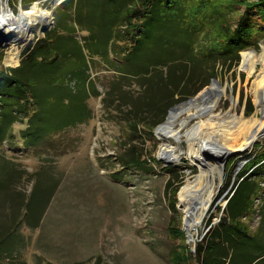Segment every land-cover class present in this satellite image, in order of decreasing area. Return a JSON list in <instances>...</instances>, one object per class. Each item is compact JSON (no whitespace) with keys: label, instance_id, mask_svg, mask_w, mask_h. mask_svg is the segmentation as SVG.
Instances as JSON below:
<instances>
[{"label":"rangeland","instance_id":"1","mask_svg":"<svg viewBox=\"0 0 264 264\" xmlns=\"http://www.w3.org/2000/svg\"><path fill=\"white\" fill-rule=\"evenodd\" d=\"M25 1L27 0H23V10H30L35 2L26 7L28 3ZM193 1L195 0L185 2L184 13L188 15V20L195 22L204 32L201 39L206 40L208 52L216 55L220 51L223 37H226L228 31L235 30L247 5L252 1L256 3L255 0H217L213 8L203 12ZM18 3L19 0L11 2L15 13L20 12ZM41 6L54 15V20L47 32L37 35L39 40L54 28L60 27L62 34L74 36L87 49L85 41L96 38L97 47L93 49V43L90 42L87 55L95 50H110V53L114 51L117 44L112 42V37L117 35L119 28L111 20L107 0H43ZM136 6L141 7V0H137ZM132 10L131 7L123 10L121 16L125 17ZM184 13L180 16H185ZM210 14L212 16L208 17ZM193 22L191 25H194ZM124 24L128 25L123 21L122 25ZM125 25L123 28L119 27L127 32L130 28ZM127 38L129 40L119 47V56L115 53L110 55V59L117 58L120 69L126 63L128 53L132 55L131 58L143 62H147L148 55L153 53L151 47L144 49L141 44L134 54V34L128 32ZM263 42L264 38L256 46L240 52L239 61L231 53L226 65H223L221 59L216 64L214 78L219 83L221 94L214 116L220 113L227 116L226 112L233 109L238 117L242 115L246 119L260 118L264 121V114L258 108L255 87L257 77L264 73L263 66L258 62ZM214 44L217 52L213 51ZM246 52L251 55L249 69L242 67L243 53ZM5 54L6 52H0V71L10 72L13 68H6L1 63ZM11 56L17 57L18 52L11 51ZM89 60L92 63V80L99 96L88 101L91 119L87 123L56 134L40 148L26 144L27 141L20 133L21 130H26L25 123H17L12 128V137L0 144V170L5 168L13 176L5 187L1 182L6 184L7 176L4 177L5 173L0 172V240L14 231L15 238L12 243H7L13 250V259L25 264H68L65 259H57L52 253H47L42 243L47 240V228L52 224L50 218L56 212L54 198L56 195L57 198H62L59 190L64 185L63 189L70 191L67 189L69 186L83 183L85 190L80 187L73 192L87 195L90 190L88 197L97 193L94 194L92 190L102 193L101 206L94 204V209L92 205L94 212L86 211L84 207L83 212L77 213L78 216L83 215L82 227L86 225L88 218L94 224V235L90 239L91 253L88 252L90 255L84 258V262H81L83 264H199L195 257L196 251L212 233V229H209L212 222L224 214L222 204L228 196L211 217L210 214L228 188L234 184V190L241 183L242 177L249 180L243 184L234 200L233 211L242 212L247 218L258 214L259 223L263 224L264 163L259 162L264 158V136L251 148L245 146L247 138L241 136L238 143L240 152L221 161H212L223 167V180L221 182L217 174L215 191L198 231H187L180 193L189 181L197 177L200 170L193 163V146L186 138L182 143L170 140L160 127L166 128L165 123L175 107L201 95L213 84L209 70H201V75L197 74L195 77L198 78L191 81L190 73L193 69L190 71L182 67L180 75L184 76L178 80V96L174 94V89L166 88L165 91L161 88L162 92L152 100L148 95L151 87L149 81L142 82L135 77L122 78L119 68L112 67L99 57ZM15 64H18L17 58ZM181 93L185 98L176 101L181 99ZM153 105H160L161 108H157L160 111H154ZM230 134V131L227 132L225 138L228 139ZM171 146L176 147L177 154H180L179 162L169 163L160 157L161 149ZM129 153H136L143 160L153 161L137 168H129L122 163ZM107 182L111 184L108 189L105 188ZM58 183L60 186L52 199ZM45 187H48L47 201L42 198L40 205L33 209L36 212L46 202L43 216L40 214L42 220L38 228L40 216L31 217L27 208L36 191L43 192ZM109 199L112 204L107 202ZM250 221L252 220H247L248 223ZM97 232H100L98 240ZM191 239L194 241L191 242ZM86 247L89 248L87 243ZM245 248L246 245H237L232 251L236 255L245 256L242 264H246L252 255L262 252L256 247ZM0 264L10 263L8 259L0 258Z\"/></svg>","mask_w":264,"mask_h":264},{"label":"trees","instance_id":"2","mask_svg":"<svg viewBox=\"0 0 264 264\" xmlns=\"http://www.w3.org/2000/svg\"><path fill=\"white\" fill-rule=\"evenodd\" d=\"M35 1L38 0L25 1L28 3L26 7ZM107 1L110 5L111 20L119 28L117 35L112 37V42L117 44L112 53L110 50H95L87 55L86 51L90 49V42L93 43V49L97 47L96 38L92 37L85 41L84 44L88 45L87 49L74 36L67 37L61 33L60 27H56L46 37L24 51L23 60L18 68L11 69L10 72L0 71L1 145L12 137V128L17 123H25L26 130H21V137L27 141L26 144H29V147L36 148L43 147L56 134L70 127L87 123L91 119L88 101L92 97L99 96L92 80V63L89 58L99 57L118 69L120 63L116 60L117 58L110 59V55L115 53L119 56V47L129 40L128 32H132L135 37L132 42L134 54L141 44L144 49L151 47L153 53L148 55L147 62H143L131 58L132 55L126 49L129 56L125 59L126 63L121 66L122 68H119L121 71L118 72L122 78L135 77L140 78L142 82L149 81L151 87L148 89V95L152 100L156 98V94L162 92L161 88L165 91L166 88L174 89L176 90L174 94H178V80L184 76L180 75L182 67L190 71L191 68L193 69L189 79L191 81L196 80L198 77L195 76L201 75V70L204 69L209 70L214 79L217 63L223 61V65H226L231 53L235 54L239 61L240 52L256 46L264 38V0H255L256 3L248 0L250 3L244 15L241 16L235 30L228 31L226 37H223L217 55L208 52L206 40L201 39L204 32L196 26L195 22L188 20V15L184 13L183 5L185 6L187 0H141L142 8L136 6L137 0ZM193 2L204 12L213 8L217 0ZM129 7L133 8V12H128L125 17L121 16L123 10ZM182 12L185 16H180ZM210 16L212 14L208 17ZM123 21L128 23L127 26L124 25L130 28L127 32L120 30V27L124 26ZM192 22L194 25H191ZM171 29L173 30L170 31ZM213 47V51L217 52L215 44ZM184 98V94L181 93V99L176 101ZM158 107L161 108L160 105H153L154 111H160ZM152 161L143 160L136 153H129L122 163L129 168H137ZM263 161L264 158L259 163ZM2 169L4 170L0 172L5 173L3 176H7V179L6 184L2 182L1 184L6 187L13 176L5 168ZM241 180L237 191L229 201L228 207L232 211L234 200L239 195L243 184L249 179L242 177ZM60 183L56 186L52 199ZM47 189L48 187H45L43 192L37 190L36 196L34 195L28 204L27 213H30L31 217H39L40 214L43 216L46 202L36 212H33V209L40 205L42 198L47 201ZM239 215L241 217L244 214L240 212ZM42 216L38 221V228L41 225ZM239 219L233 217L229 220L224 212L218 226L215 228L212 226V233L196 251L195 257L199 264H234V262L242 264L245 256L232 252L237 245H246L245 250L247 247L262 250L261 245L248 233V229L240 224ZM14 236V231H11L0 240V258L8 259L10 264H25L11 257L13 250L7 243H12ZM254 256L252 255L246 264H253L256 261Z\"/></svg>","mask_w":264,"mask_h":264},{"label":"bare ground","instance_id":"3","mask_svg":"<svg viewBox=\"0 0 264 264\" xmlns=\"http://www.w3.org/2000/svg\"><path fill=\"white\" fill-rule=\"evenodd\" d=\"M2 7L6 13L2 22L0 21V31L8 36L20 34L19 36L24 38L31 28L34 29V34L43 35L42 26L50 27L53 23L51 12L42 8L40 3H35L30 10L22 9L19 15L10 13L5 4ZM242 62V67L249 69L251 55L247 52L243 53ZM258 62L264 70V42ZM255 87L258 108L264 114V73H260L257 77ZM220 94L219 83L213 82L201 95L175 107L165 123L166 128L160 127L161 130H165L170 140L182 143L186 138L193 146V163L200 170L197 177L189 181L180 193L181 206L186 215V227L189 233L198 231V227L203 223L204 215L215 191L217 174L221 182L223 180L225 173L223 167L219 166L220 164L216 165L218 162L215 164L213 162L227 159L232 154L240 152L238 143L241 136L247 138L245 142L247 148H251L264 136V121L260 118L246 119L242 115L238 117L233 109L226 112L227 116L222 113L214 116ZM229 131L231 134L227 139L225 134ZM160 157L169 163H176L181 159L180 154L176 152V147L172 146L162 148Z\"/></svg>","mask_w":264,"mask_h":264},{"label":"crops","instance_id":"4","mask_svg":"<svg viewBox=\"0 0 264 264\" xmlns=\"http://www.w3.org/2000/svg\"><path fill=\"white\" fill-rule=\"evenodd\" d=\"M91 186H94V185H91ZM238 186L239 184L237 185V188ZM62 187L65 189V185ZM80 187L84 188L85 186L83 185V183L76 184L74 185V187L69 186V188L67 189H70V191L72 190L71 192L69 190L66 191L63 188L59 190V192L62 193L63 196L62 198L61 197L57 198V195H56L54 198V200L56 199L55 200L56 212L50 218V221H52V224H50L47 228L48 230V234L46 235L47 240L42 241L43 249L47 251V253H50V254L52 253L54 257L57 259L58 258L65 259V261L68 264H83L81 262H84V258L88 257L90 255L89 253H91L90 239H92L94 235L93 233L94 224L92 223L93 220H89V218L86 219V222H85L86 225L82 227L81 223L83 221V215L78 216L77 213L83 212L84 207L86 211L94 212L92 205L94 206L95 204V206L96 205L101 206L100 203H102L103 201V198L101 197L102 193H99L98 191H95V190H92L94 191L93 192L94 194L97 192L95 196L93 195V197H88L91 193L90 190L87 191V195L81 194L83 197L80 194L78 193L76 194L73 192L74 189L80 188ZM110 187H111V184L107 182V184H105V188L108 189ZM237 188H236V191H237ZM85 189L86 188H84V190ZM68 192H69V195H68ZM233 196L231 197V199L233 198ZM107 202L109 204H112L110 199L107 200ZM228 205L224 211L225 216H227L229 220L233 217L240 218L239 219L240 224L243 227H246L248 229V233L252 235L253 240L255 242H258V244H260L262 247V252L257 253L254 256L256 260L255 263L256 262H257L256 264L263 263L264 262V229H263L264 222L263 224L259 223L255 229H252L251 224L253 222L254 215L248 218L252 220L249 223L247 221L243 222L244 217L246 216L243 215L240 217L239 213H235L234 211H232V209L229 208ZM95 206H94V209H96ZM71 208L73 209V211ZM70 212L73 213V216ZM67 217H69V219H67ZM219 223L220 222H217L216 224H214L213 228L218 226ZM99 234L100 232H97V237H98L97 240L99 239ZM86 243L89 246L88 249L86 247ZM49 263L53 264L52 262H49Z\"/></svg>","mask_w":264,"mask_h":264},{"label":"built area","instance_id":"5","mask_svg":"<svg viewBox=\"0 0 264 264\" xmlns=\"http://www.w3.org/2000/svg\"><path fill=\"white\" fill-rule=\"evenodd\" d=\"M11 2L14 3V0H0V21H1V22H2V20L4 19V17H5V13H6V11H4V8L2 7L3 4L6 5V9H8V10L10 11V13L17 14V15H19L20 12L22 11V9H24V8H23V0H19V3H18L17 6H18L20 12H19V13H15V11H14V10L12 9V7H11ZM35 3H40V4L42 5V4H43V0H41V1H35ZM35 3H33V5H34ZM33 5H32V6H33ZM14 6H15V5H14ZM32 6H31V7H32ZM31 7H30V9H31ZM53 20H54V16H53ZM0 27H1V25H0ZM18 33H19V32H18ZM19 35H20V34H19ZM24 38L27 39V42H25V43H23V44L11 43V44L8 45L6 48H4V49H0V52H6V54L4 55L3 60H2V62H1L3 66H5L6 68H13V69L19 67L20 64H21V62H22V59H23V53H24V51H25L28 47H30V46H32L33 44H35L36 41L39 40V39L37 38V34H34L33 32H30V31L28 32V34H27ZM11 51H13L14 53H17V52H18V56H17L18 64H15V65H14L16 57H14V56H11V57H10V52H11ZM9 57H10V58H9ZM261 163H264V161L261 162ZM233 186H234V184H232V185L228 188V190L223 194V196L221 197V199L216 203L214 209L212 210V212H211V214H210V217H211V215H212L213 213H215V210H216V208L218 207V205H219V204H220V203H221V202H222V201L228 196V198H227V199L224 201V203L222 204V208H223V212H222V214L224 213L225 208L227 207V205H228V203H229L231 197L234 195V193H235V191H236L237 186H236V188H235L234 190H232V189H233ZM207 211H208V210H207ZM222 216H223V215H222ZM222 216H221L220 218H218L216 221L212 222V224L210 225L209 229L212 228V226H213L214 224H216L217 222H220ZM247 220H248V218H247V217H244V221H247ZM259 222H260V216H259L258 214H255V215H254V218H253V222H252V224H251V228H252V229H255L256 226L259 224Z\"/></svg>","mask_w":264,"mask_h":264},{"label":"water","instance_id":"6","mask_svg":"<svg viewBox=\"0 0 264 264\" xmlns=\"http://www.w3.org/2000/svg\"><path fill=\"white\" fill-rule=\"evenodd\" d=\"M50 27L42 26L41 30L44 33V32H47ZM30 32L34 33L35 31L33 28H31ZM25 42H27V39L23 38L22 36H19V34H15L14 36L13 35L8 36V35L4 34L2 31H0V49L6 48L11 43L23 44ZM213 82H218V81L214 78ZM219 160L221 161L222 159H219ZM190 241L193 242L194 240L191 239Z\"/></svg>","mask_w":264,"mask_h":264}]
</instances>
